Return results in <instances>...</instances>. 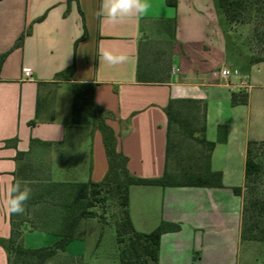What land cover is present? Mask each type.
Masks as SVG:
<instances>
[{
    "label": "crops",
    "instance_id": "obj_1",
    "mask_svg": "<svg viewBox=\"0 0 264 264\" xmlns=\"http://www.w3.org/2000/svg\"><path fill=\"white\" fill-rule=\"evenodd\" d=\"M148 2L146 14L112 23L99 15L102 0L0 1V53L11 52L0 73V238L12 235L4 204L9 184L104 180L109 165L101 132L72 123L73 85L92 83L97 105L114 115L107 123L119 151L140 178L166 172L170 102L193 100L206 108L204 136L216 147L207 152L197 145V156L223 174L225 187L130 189L137 231L151 233L163 222L181 227L162 236L159 264H264V242L243 238V197L233 191L246 183L248 143L264 141V61L252 63L263 53L255 24L231 22L219 0H179L176 7ZM28 29L24 45L15 47ZM101 49L129 59L100 62ZM73 65L72 79L57 77ZM224 69L233 75L214 76ZM242 92L248 102L234 105L233 94ZM36 206L24 212L27 249L60 239L57 225L33 227ZM77 236L59 255L77 260ZM0 264H9L2 246Z\"/></svg>",
    "mask_w": 264,
    "mask_h": 264
},
{
    "label": "trees",
    "instance_id": "obj_2",
    "mask_svg": "<svg viewBox=\"0 0 264 264\" xmlns=\"http://www.w3.org/2000/svg\"><path fill=\"white\" fill-rule=\"evenodd\" d=\"M178 2L179 0H167V3L172 7H176ZM261 2H264V0H219L228 20L236 23L251 22V20L245 21L243 19V11L249 5ZM43 19L44 17L38 19V21ZM30 34L31 29L23 32L15 47H22L26 37ZM255 35L259 41L260 29L258 24H255ZM10 53V51L0 53V73ZM262 61H264V56L253 58L252 63ZM74 71L75 66L73 65L57 77L72 79ZM73 86L72 123L74 125L92 124L95 129L101 132L109 165L106 176L99 183L91 181L84 183H48L47 186L45 185L47 188L45 191L43 190L35 200L25 205V209H29L31 205H40L41 202H44L46 208L49 202L47 196L58 193L61 197L62 201L57 204L56 210L47 213V215L44 211H35L34 220L31 222L34 228L54 229L57 225L55 233L60 239L53 246L39 249L24 247L22 243V226L26 221V214L22 218H19L20 215L12 214V235L9 239L0 238V246L6 250L9 264H29L35 259L44 263L56 257L59 253L66 252L68 246L75 240L83 220L99 219L102 223L108 224L109 220L99 212V209L104 208L109 200H115L120 208V216L115 224L121 264H159L162 236L169 231H179L181 227L178 224L163 222L151 233L137 231L130 213V189L135 185L225 187L223 174L212 171L208 166V160L197 156L198 151L195 147L197 145H202L207 152H212L216 147L215 143L208 142L204 136L205 126L203 127V124L206 119V108L203 104L193 100L170 102L166 109L169 118L166 172L161 178H140L130 172L128 168L129 159L119 151L118 137L113 128L107 123L108 119L114 117L113 113L100 107L95 101L96 85L92 83H74ZM232 101L234 105L246 104L248 94L245 92L234 93ZM186 103L201 106L203 110L201 125H198V112L190 113L188 110L187 115H190L191 119L188 120L183 117L179 107ZM175 124L182 127L186 135L188 134L196 141L194 146L196 154L190 155L195 160V169L193 170H176L179 160L183 159L184 156L178 149L177 140L174 137ZM188 143L191 145L190 142ZM258 145H264V141H250L248 143L246 183L244 187L233 188L236 195L243 196L251 178L262 173L263 164L255 155V147ZM22 154L19 153L18 156ZM247 210V208L243 209V238L264 242V228L258 229L257 226L250 223Z\"/></svg>",
    "mask_w": 264,
    "mask_h": 264
},
{
    "label": "rangeland",
    "instance_id": "obj_3",
    "mask_svg": "<svg viewBox=\"0 0 264 264\" xmlns=\"http://www.w3.org/2000/svg\"><path fill=\"white\" fill-rule=\"evenodd\" d=\"M243 19L245 21L251 20L254 24H258L260 29L259 49L264 56V2L259 4L249 5L246 10L243 11ZM249 21V23H251ZM182 115L188 120L191 119L190 112H198V125L202 124V108L201 106H194L191 104H184L179 107ZM189 110V112H188ZM174 137L177 140L178 149L180 150L183 159L179 160L177 165V171L182 169L193 170L195 169L194 158L190 155L196 154L194 146L196 141L186 135V132L182 127L174 125ZM191 145H189V143ZM196 147V146H195ZM255 155L258 160L263 164L262 173L251 178L249 186L244 190L243 194V209L247 208V216L252 225L258 227V229L264 228V145H258L255 147ZM170 169V168H169ZM48 183L35 182L27 183L31 188V196L26 202V205L35 200L43 190L45 191ZM46 185V186H45ZM48 205L45 208L44 202L37 205L40 212L47 213L56 210V206L62 201L58 193L47 196ZM99 212L109 220L108 224L102 223L99 219H86L83 220L79 231L78 238L80 239L77 244H80L81 254L77 256V260L70 258L68 255H57L56 257L42 263L39 260H32L29 264H121L119 245L117 241L116 222L120 216V208L118 202L115 200H109L104 208L99 209ZM25 217V213L20 214L19 218ZM34 214H32V218ZM264 259L261 258V262ZM23 264V263H18ZM25 264V263H24Z\"/></svg>",
    "mask_w": 264,
    "mask_h": 264
},
{
    "label": "clouds",
    "instance_id": "obj_4",
    "mask_svg": "<svg viewBox=\"0 0 264 264\" xmlns=\"http://www.w3.org/2000/svg\"><path fill=\"white\" fill-rule=\"evenodd\" d=\"M150 8L148 0H102L99 15L109 22L116 23L125 17L146 14ZM129 57L125 53L116 54L110 49H101L99 61L115 66L126 63ZM31 188L17 180L9 184L5 191V208L11 214L20 215L25 212L26 202L31 196Z\"/></svg>",
    "mask_w": 264,
    "mask_h": 264
},
{
    "label": "built area",
    "instance_id": "obj_5",
    "mask_svg": "<svg viewBox=\"0 0 264 264\" xmlns=\"http://www.w3.org/2000/svg\"><path fill=\"white\" fill-rule=\"evenodd\" d=\"M25 77L27 79H32L33 78V74L30 70H25V73H24ZM232 72L230 70H221L219 72L215 71L214 72V76L215 77H222V78H230L232 76ZM246 90H248L247 87H244Z\"/></svg>",
    "mask_w": 264,
    "mask_h": 264
}]
</instances>
